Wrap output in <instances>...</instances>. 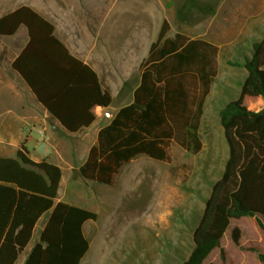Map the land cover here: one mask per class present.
Here are the masks:
<instances>
[{"label":"trees","instance_id":"obj_1","mask_svg":"<svg viewBox=\"0 0 264 264\" xmlns=\"http://www.w3.org/2000/svg\"><path fill=\"white\" fill-rule=\"evenodd\" d=\"M21 26L27 30L28 43L12 69L65 131L74 134L89 127L95 121L93 108L107 109L112 104L97 73L72 56L55 37L54 26L29 7L0 18V37L13 36ZM168 32L164 21L141 65L133 101L98 132L78 169L83 180L112 186L121 169L141 156L169 162L178 126L185 134L180 145L191 154L201 150L199 123L217 74V50L180 34L168 38ZM243 66L246 76L239 97L219 112L228 157L192 233L191 252L181 264H204L215 250L226 264L221 241L233 220L251 218L264 235V109L251 110L245 102L264 100V37L253 43ZM190 81L199 86L194 99ZM61 178L58 166L33 161L25 145L15 158H0V264L17 262L47 214L25 264H81L89 250L83 227L97 214L57 202ZM240 238V229L233 228L231 241L236 247H241ZM249 251L264 264V252Z\"/></svg>","mask_w":264,"mask_h":264},{"label":"rangeland","instance_id":"obj_2","mask_svg":"<svg viewBox=\"0 0 264 264\" xmlns=\"http://www.w3.org/2000/svg\"><path fill=\"white\" fill-rule=\"evenodd\" d=\"M40 1H46L47 8H59L74 29L81 30L80 53L97 68L104 88L112 95L107 109L110 118L133 101L141 65L164 21L169 26L168 38L180 34L217 50V74L204 102L197 154L180 145L185 134L178 126L169 162L141 156L121 169L112 186H104L85 181L76 169H69L68 154L82 145V135L70 140L55 138L49 144L38 128L23 132L24 145L33 159L63 166L58 201L97 214L95 221L83 227L89 250L81 264H181L191 252L192 233L228 157L219 112L239 97L246 76L245 60L253 43L264 37V0ZM198 87L189 82L192 99L198 95ZM245 102L251 110L264 109L261 98ZM87 139L91 145L93 138ZM47 218L48 214L44 222ZM42 225L43 221L24 253L38 243ZM235 227L241 231V247L231 241ZM221 248L227 255L226 264H261L249 249L264 252V235L251 218L233 220ZM204 264H223L220 251L215 250Z\"/></svg>","mask_w":264,"mask_h":264},{"label":"crops","instance_id":"obj_3","mask_svg":"<svg viewBox=\"0 0 264 264\" xmlns=\"http://www.w3.org/2000/svg\"><path fill=\"white\" fill-rule=\"evenodd\" d=\"M96 1L99 2V0ZM40 2V0H34L33 3L29 4L26 0H0V18L23 6L35 11L54 26L55 37L67 48L69 53L90 66L97 73L102 88L106 90L101 82V76L97 68L80 53L82 43L81 30L76 31L74 25L71 24V19L64 17L58 12L59 8L53 5L47 8L45 6L47 4L46 1ZM27 43L28 34L23 26L19 27L13 36L0 37V158H15L19 147L26 142V139L23 138V132L25 131L31 133L38 128V134L45 137L49 144L55 138L60 139V137H63L64 139L70 140L72 137L82 135V139L80 140L82 145L75 147V152L68 154V159H70L68 164L69 169L71 171L75 169L78 171L85 162L90 148L96 143L98 132L107 126L115 115L111 118L108 116L110 112L107 109L111 106L107 109L95 107L92 110L95 121L89 127L81 129L74 134L65 131L37 102L25 82L12 69L13 62ZM54 128L56 129L54 130ZM88 137L93 138L91 145L88 144ZM30 158L35 162H39L31 156ZM74 158H76L75 161ZM54 165L63 171V166L59 162H55ZM62 178L60 187L62 185ZM57 202H62L58 201V196ZM45 216L39 220L34 232L43 221L40 229L41 232L47 221L44 222ZM26 249L19 256L15 264H25L32 248L24 253Z\"/></svg>","mask_w":264,"mask_h":264},{"label":"water","instance_id":"obj_4","mask_svg":"<svg viewBox=\"0 0 264 264\" xmlns=\"http://www.w3.org/2000/svg\"><path fill=\"white\" fill-rule=\"evenodd\" d=\"M108 116H110V114H108ZM56 128H54V130H55Z\"/></svg>","mask_w":264,"mask_h":264}]
</instances>
